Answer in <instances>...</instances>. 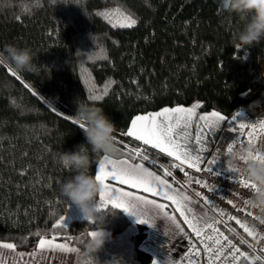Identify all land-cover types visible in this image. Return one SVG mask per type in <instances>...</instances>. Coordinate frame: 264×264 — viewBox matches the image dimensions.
Returning a JSON list of instances; mask_svg holds the SVG:
<instances>
[{"label": "trees", "instance_id": "1", "mask_svg": "<svg viewBox=\"0 0 264 264\" xmlns=\"http://www.w3.org/2000/svg\"><path fill=\"white\" fill-rule=\"evenodd\" d=\"M104 8H116L135 25L121 27ZM240 27L237 17L218 12L215 0H0V49L30 48L39 68L17 74L0 65V241L31 250L49 238L78 251L99 226L114 235L130 225L105 205L101 225L72 218L57 226L69 205L60 185L73 174L59 156L86 143L72 119L77 98L103 108L116 126L113 155L162 174L173 163L126 135L134 114L197 100L200 110L229 119L263 118L264 41L236 48L232 35ZM137 151L148 160L132 159ZM89 152L95 178L103 154ZM171 169L166 177L181 183L178 166ZM229 233L238 242L235 235L243 236L236 228ZM146 234L136 225L132 237L142 264L150 262L137 248ZM244 256L239 264H264V254Z\"/></svg>", "mask_w": 264, "mask_h": 264}, {"label": "crops", "instance_id": "2", "mask_svg": "<svg viewBox=\"0 0 264 264\" xmlns=\"http://www.w3.org/2000/svg\"><path fill=\"white\" fill-rule=\"evenodd\" d=\"M200 104V101L195 100L188 105L180 104L174 106H163L158 109L142 110L131 117L127 129L131 127V121L134 120L137 116L154 115L155 113L163 111V109L165 108H183L185 110L194 109L195 114L191 120L190 126L186 130L187 135L184 136L180 141V143L184 146L182 150H186L193 156L199 155L201 157L200 169H215L227 173L233 177L243 178L245 180L244 175L241 172L231 173L227 171V168L225 167V160L228 157L227 149L229 145H232V147L249 145L254 147H264V133H260L257 138L251 144H249V134L253 132L254 127H258L261 122H264V117L253 119L247 117L243 113H240L235 118L229 119L214 109L204 111L200 110ZM214 112L224 117V120L221 121L215 128L206 126V122L199 119V117L210 118L211 114ZM241 124H244L245 128L241 129ZM197 135L200 136L199 143H197L196 141ZM130 138L139 144L138 147H141V145L147 147L151 151H154L159 155L166 157L171 163L175 165L180 164L179 161H176L173 157H169L166 154L159 152L158 149H153L150 146L144 145L141 141L135 140L133 137ZM104 156V154L101 155L96 163L95 175L98 172L99 162L103 160ZM109 157L116 160L127 159L130 163L133 164L142 163L146 168H148L149 171H152L154 174L159 175L162 179L166 180V182L171 185L174 192H180L187 195L189 197V202L187 204V208L185 209V214L188 216V219L190 221L195 217V222L203 227L204 230L208 227L201 223V218H206L208 223H211L216 219L214 213L208 207L202 204L183 183L173 182L172 180L164 176V174L158 172L144 161L131 160L125 156H117L113 154L109 155ZM214 159L215 163H209ZM105 182L110 183L111 187L119 188L123 192H130L135 196H141L148 200H153L157 204L164 205L168 216L172 217L175 220V224L172 223V221H170L163 214H161L157 209L151 206L145 207L143 209V212L138 209L137 215H141V217L143 218L144 213H146L147 217L153 223V227H149L147 224L136 223L134 217L129 216L120 210L127 217L130 225L128 226V228L123 230V232L121 231L114 235H111L109 233L110 239L106 243H115V246H113L114 249H101L95 254L96 258L100 261V258L102 257H104L105 259H110L112 255H116L122 258L123 264H142V262H140L136 255V249L134 247L132 238L136 232V225H141L147 228V234L139 242L137 248L150 256L149 264H154V262L155 264H175L176 261L186 252L190 244L197 237L189 227V225L185 223L184 218L181 216L180 212L175 210L176 205L171 201L164 199L162 195L154 196L151 193L143 192L140 189L131 188L128 185L120 184L117 181ZM160 191L163 192L165 191V189H161ZM188 209H190V211H188ZM69 210H71L72 214L68 220L62 221V224H65L72 218H81V216H79L78 210L74 206L70 205H68L64 214ZM176 225H179V228H177ZM41 239H44L46 241L51 240L54 245H67L68 248H72L63 241L49 238ZM40 240L31 250L15 249V251H12L0 248V264H80V253L82 251L71 252L62 251L55 248H45L41 250L39 247ZM122 242H124V244ZM6 243L8 242L0 241V244ZM104 247L108 248L110 246L104 245ZM92 264H95L94 258L92 260Z\"/></svg>", "mask_w": 264, "mask_h": 264}, {"label": "clouds", "instance_id": "3", "mask_svg": "<svg viewBox=\"0 0 264 264\" xmlns=\"http://www.w3.org/2000/svg\"><path fill=\"white\" fill-rule=\"evenodd\" d=\"M215 3L219 13L235 16L241 22V27L232 35L236 48L246 49L264 41V0H215ZM34 59L35 54L30 48L5 45L0 49V65L11 67L17 74L39 71ZM261 72L264 74V66H261ZM74 103L72 119L83 132L86 143L77 145L73 151L61 152L60 165L73 174L61 183L60 194L78 210L84 221L101 225L107 215H101L98 211L100 187L90 172L92 161L89 148L92 153L114 154L117 151L113 137L116 126L103 108L78 98ZM225 167L241 172L245 181L252 185L247 207L264 224V147H233L225 160ZM93 233L80 253V264H92L93 258L95 264H100L95 254L104 247L110 234L100 226ZM104 264H123V260L112 255Z\"/></svg>", "mask_w": 264, "mask_h": 264}, {"label": "snow or ice", "instance_id": "4", "mask_svg": "<svg viewBox=\"0 0 264 264\" xmlns=\"http://www.w3.org/2000/svg\"><path fill=\"white\" fill-rule=\"evenodd\" d=\"M105 15H108L110 19V14ZM121 21V27H132L136 23V21L130 16H122ZM104 94H107V89H105ZM92 98L99 99L100 96L95 95ZM194 114V109L185 110L183 108H165L163 111L155 113L154 115L137 116L131 121V127L127 129L126 135L133 137L135 140L141 141L144 145L150 146L153 149H158L159 152L164 153L169 157H173L176 161H179L181 165L187 164L189 168L199 171L201 157L199 155L193 156L186 150H182L184 146L180 143L181 139L187 135L186 130L190 126ZM199 119L204 120L206 122V126L215 128L221 121L224 120V117L214 112L211 114L210 118L199 117ZM240 128H245V125L241 124ZM260 133H264V122H261L258 127H254L253 132L249 134V144H251ZM196 141L197 143L200 142L199 135L196 136ZM232 148V145L228 146V153L231 152ZM129 155L132 159L140 158L145 161L148 160V157L143 155L141 151L130 153ZM149 163L153 162L149 161ZM209 163H215V159ZM172 167H176V165L173 164ZM209 171H211V169H209ZM227 171L231 173H238L237 170L227 169ZM169 174L170 173L167 170L164 171V176H168ZM95 180L100 187L98 196V211H100L105 205H110L111 208L119 209L127 215L134 217L136 223L147 224L149 227H153V223L147 217L146 213H144L143 218L141 215H137L138 209L143 212L145 207L151 206L175 224V220L168 216L164 205L157 204L155 201L148 200L141 196H135L130 192H123L119 188H113L110 186V183L105 182L117 181L120 184L140 189L143 192L151 193L154 196L162 195L164 199H167L176 205L175 210L180 212L185 223L189 225L197 237H200L204 231L203 227L195 222V217L190 221L188 216L185 214L189 197L184 193L174 192L171 185L168 184L166 180L162 179L159 175L154 174L152 171H149L142 163L133 164L127 159L116 160L110 158L108 155H105L103 160L99 162ZM196 183L199 184L200 181H196ZM239 183L244 187L252 188V185L246 182L243 178L239 180ZM161 189H165V191L161 192ZM196 195L200 196V193L197 192ZM205 203H208V201H205ZM245 203L247 204V201H245ZM188 211H190V209H188ZM219 215L223 217L225 216V213L220 212ZM248 215H251V213H248ZM228 219H233V217H228ZM62 223V221H58L57 226H62ZM201 223H203L206 227L211 228L215 234L207 237L210 241H213L214 245H216L215 249L211 246H206V250L213 251L214 258L223 256L225 245L221 244V240H227V237L214 227V225L220 223V221L213 220L211 223H208L206 218H201ZM236 223L239 224L240 221L237 220ZM176 227L179 228V225H176ZM241 227L244 228V231L247 232L249 236H256V232L253 229L248 228L246 225H241ZM93 234V231L89 233L91 236ZM261 239H264V237H261ZM226 246L231 248L233 251V261L237 259L236 254H238L239 257H243L245 260L248 259V257L244 256V253L235 248L231 241H228ZM39 247L41 250L45 248H55L62 251H76L75 248H68L67 245H54L51 240L46 241L44 239L40 240ZM0 248L15 251L14 245L9 243L0 244ZM224 258L227 259L226 256Z\"/></svg>", "mask_w": 264, "mask_h": 264}, {"label": "built area", "instance_id": "5", "mask_svg": "<svg viewBox=\"0 0 264 264\" xmlns=\"http://www.w3.org/2000/svg\"><path fill=\"white\" fill-rule=\"evenodd\" d=\"M177 166L181 183L186 185L194 196L214 213L215 220L220 221L214 227L223 233L227 240H221V244L225 245L224 255L214 258L213 251H207L206 246L215 249L216 245L207 238L209 235L215 234L211 228H206L200 237H196L175 264H210V261L211 264H239L242 257L236 254L237 259L233 261V251L226 246L228 241H231L235 248L239 249L244 255L252 252L263 258L264 239H261V237H264V224L256 219L255 213L245 203L252 189L241 185L239 183L241 178L233 177L215 169L209 171L210 168H206L197 171L187 165L178 164ZM171 168L168 167L166 170L171 173ZM196 181H200V183L197 184ZM197 192L200 193V196L196 195ZM205 201H208V203H205ZM220 212L225 213V216L221 217ZM248 213H251V215H248ZM228 217H233V219H228ZM237 220L240 221L239 224L236 223ZM241 225L253 229L256 236H249ZM235 228L243 233L242 237L235 235L240 242L235 240L229 233L230 231L234 233ZM225 256L227 259L224 258Z\"/></svg>", "mask_w": 264, "mask_h": 264}, {"label": "rangeland", "instance_id": "6", "mask_svg": "<svg viewBox=\"0 0 264 264\" xmlns=\"http://www.w3.org/2000/svg\"><path fill=\"white\" fill-rule=\"evenodd\" d=\"M103 13L104 14H110V20L112 21V22H114V23H116V24H119L120 25V23L122 22L121 21V17L122 16H124V15H122L116 8H104L103 10ZM105 16H107L108 18H109V16L108 15H105ZM71 214H72V212H71V210H69L68 212H66L65 214H62V216L59 218V220L58 221H64V220H68L69 218H70V216H71ZM79 216H81L80 215V213H79ZM106 231V230H105ZM123 232V231H122ZM123 244H124V242H122ZM115 243H111V242H108V244L107 243H105V245H109L110 247H108V248H106V247H104V248H102V250H109V249H114L113 248V246H115L114 245ZM112 245V246H111ZM128 248H130V247H128ZM84 250V249H83ZM83 250H78V251H83ZM77 251V250H76ZM106 260H109V258L108 259H105L104 257H102V258H100V264H104V262L106 261Z\"/></svg>", "mask_w": 264, "mask_h": 264}]
</instances>
